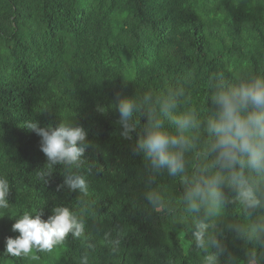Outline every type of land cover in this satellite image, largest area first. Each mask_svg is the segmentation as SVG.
<instances>
[{
    "label": "trees",
    "instance_id": "trees-1",
    "mask_svg": "<svg viewBox=\"0 0 264 264\" xmlns=\"http://www.w3.org/2000/svg\"><path fill=\"white\" fill-rule=\"evenodd\" d=\"M213 74L228 82L264 76V0H0V177L9 182L8 207L0 208V264H81L85 256L88 264H202L183 176L203 162ZM175 92L183 93L177 112H194L202 123L186 133L198 139L185 153V173L171 177L152 172L133 152L146 116L137 114V130L125 139L115 105L118 97L155 101ZM29 120L39 127L72 122L86 131L79 171L87 193L64 185L62 165L53 166L47 183L39 178L47 158L40 137L25 127ZM223 191L211 218L226 248L221 264L228 254L246 264L256 242L230 226L244 229L256 216L232 189ZM147 192L157 193L162 207L153 208ZM56 206L84 219L83 237L69 234L50 252H5L6 238L19 234L12 225L20 215L42 211L47 219Z\"/></svg>",
    "mask_w": 264,
    "mask_h": 264
},
{
    "label": "clouds",
    "instance_id": "clouds-1",
    "mask_svg": "<svg viewBox=\"0 0 264 264\" xmlns=\"http://www.w3.org/2000/svg\"><path fill=\"white\" fill-rule=\"evenodd\" d=\"M209 87L211 107L203 121L208 140L204 150L198 153L203 162L192 175L183 176V202L189 212L197 215L192 230L195 247L203 251L202 264H221L220 257L225 255L226 248L222 232L211 218L224 203L223 189L227 186L248 215L256 216L244 229L230 226L237 236L252 237L256 242V248L248 252L246 264H264V215L257 216L258 212H264V76L250 74L228 82L223 74H213ZM182 94L175 92L155 101L151 95L139 100L117 98L115 107L123 138L132 139V133L137 130V114L146 116L133 152L142 156L154 173L166 171L171 177L184 174L185 153L198 139L186 135L201 127L196 114L177 112ZM165 120L175 127V134L167 130ZM25 127L40 137V150L47 158L44 170L38 173L39 178L47 183L46 177L53 166L62 165L67 170L64 185L70 191L87 193L86 176L79 171L89 147L86 131L72 122L39 127L36 121L29 120ZM8 193L9 182L0 177V208L8 207ZM145 198L153 208L162 207L157 193L147 192ZM42 216V211L35 214L25 211L20 215L12 225V231L19 234L6 238L5 252L12 256L28 255L33 249L50 252L69 234L74 238L85 235L84 219L67 206L54 207L47 219ZM109 242L113 248L120 243L119 239ZM88 246L94 247L91 243ZM81 264H88L87 256L81 258ZM224 264L238 262L228 254Z\"/></svg>",
    "mask_w": 264,
    "mask_h": 264
}]
</instances>
